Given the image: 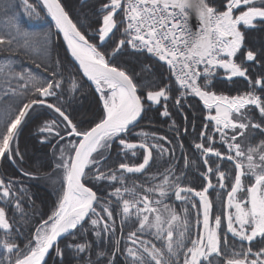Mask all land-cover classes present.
<instances>
[{
	"label": "trees",
	"instance_id": "1",
	"mask_svg": "<svg viewBox=\"0 0 264 264\" xmlns=\"http://www.w3.org/2000/svg\"><path fill=\"white\" fill-rule=\"evenodd\" d=\"M229 1L205 0L218 12H225ZM60 2L86 39L131 77L144 111L126 132L109 134L95 154L82 177L97 192L95 206L60 240L46 264H185L202 233L200 192L219 223L217 249L200 264H264V233L240 237L228 215L238 181L253 183L251 175L241 174L245 158L233 148L264 158V18L238 25L242 41L233 58L242 75L219 69L201 80L207 91L256 99L240 105L235 115L245 128L219 132L202 101L181 88L164 61L131 48L124 0ZM247 7L264 9V0H253L234 14ZM107 81L99 80L105 92ZM104 116L95 85L70 58L39 0H0V210L8 222L7 228L0 226V264H14L30 252L40 229L56 214L64 186L45 181L56 167L57 149ZM50 121L57 131L47 138L44 127ZM124 141L141 142L149 151L124 146ZM150 199L177 216L170 240L146 230L141 216L125 208L127 200L142 204Z\"/></svg>",
	"mask_w": 264,
	"mask_h": 264
},
{
	"label": "rangeland",
	"instance_id": "2",
	"mask_svg": "<svg viewBox=\"0 0 264 264\" xmlns=\"http://www.w3.org/2000/svg\"><path fill=\"white\" fill-rule=\"evenodd\" d=\"M191 1L197 4V8L199 10L198 14L189 10V12L193 15L203 16V14L208 13L207 11L211 10L209 9L210 6L205 2V0ZM251 1L253 0H231V2H233L234 4L233 12L229 13L228 11H226L223 13L225 15L223 17V24L227 25V27L225 28V26L222 24L221 30L223 32L222 34H224L228 41L225 52L230 58L233 57L234 51L240 47L242 41L238 25L240 23L252 25L256 19L264 18V9L255 7H247L239 13L234 14L235 10ZM171 2L174 1L172 0ZM40 4L43 6L41 2ZM180 6L182 7V5ZM98 52L101 54L102 59L107 61L105 56L100 51ZM225 66L227 67L228 72L232 75L243 74V70L237 63L234 65L226 64ZM106 80H108L107 85L109 87V90L107 92L103 91L101 87H99V85H95V89L102 102L105 115L108 113L106 110L107 106L113 107V105H115L116 107L114 106L113 109L117 111L118 108L120 109L126 104H119L121 100L119 92H117L118 82L109 79ZM189 91L196 95L202 101L207 110V116L214 122V125L219 132H223L225 130L231 131L236 127L245 128L246 125L241 121L235 119V115L239 114L240 105H242L243 103L256 101L254 96L251 94H245L242 98L229 97L225 94L207 91L200 86L190 87ZM49 93V89H45L43 91L44 95H48ZM150 97L154 99L156 95L151 93ZM16 123L17 121L13 123L12 128L16 125ZM56 128L57 127L55 122L50 121L49 123H47V125L44 127V130L47 134L46 137L50 138L54 136L53 133L57 131ZM108 135L109 134L104 135L100 138L96 149L90 154L82 177L85 173V170L92 165L95 154L98 151H102V149L105 147ZM79 138H69L63 143V145H60V147L57 149L55 154L56 167L53 170V174L50 177L48 176L47 181L45 182L54 187H57L60 184L64 186L62 194L60 196L58 209L55 216L53 217V220L45 224L40 229L36 243L33 246L32 250L20 257L14 264L26 259L33 252H35V250H39L44 245L49 233L51 232V229L57 221L58 212L65 195L71 157ZM6 141L7 139L5 140L4 145L6 144ZM235 148L233 149L236 151V153L242 154V156L245 158V161L239 164L241 174L247 173L251 175L253 178V183L244 185L241 179L238 181L228 203L231 207V212L230 214H228L229 223L231 230L238 236L244 238H253L258 234L264 233V158H261L262 154H260L259 156L245 154L242 150L239 149V146H237L236 149ZM255 182H257V186L254 191V209L252 211L248 204V192ZM180 192L181 189H178L177 195H179ZM199 199L201 204L200 223L202 226V233L196 236L192 246L189 249L185 264H200V261L202 259L207 258L217 249L219 225L218 220H213L211 205L204 192L199 193ZM154 202V200L150 199L148 201L145 200L142 204H138L137 201L133 202V200H127L125 202V208L129 211H133L134 209V213L141 216L144 223V228L146 230H154L156 232L160 231L162 234L164 233V238H166L165 240H170L173 232V223L177 222V219H175L177 216L172 211L168 210L169 208H167L166 206L155 205ZM0 226L4 228L8 227L5 213L2 210H0Z\"/></svg>",
	"mask_w": 264,
	"mask_h": 264
},
{
	"label": "built area",
	"instance_id": "3",
	"mask_svg": "<svg viewBox=\"0 0 264 264\" xmlns=\"http://www.w3.org/2000/svg\"><path fill=\"white\" fill-rule=\"evenodd\" d=\"M232 8L229 3L228 9ZM209 9L196 16L175 2L124 0L130 45L164 60L183 90L201 87L202 79L227 70L226 64H236L225 52L228 41L221 30L225 15Z\"/></svg>",
	"mask_w": 264,
	"mask_h": 264
},
{
	"label": "water",
	"instance_id": "4",
	"mask_svg": "<svg viewBox=\"0 0 264 264\" xmlns=\"http://www.w3.org/2000/svg\"><path fill=\"white\" fill-rule=\"evenodd\" d=\"M46 1L49 10H47L48 17L52 20L70 58L76 64L82 75L93 84L98 83L99 79L115 80L121 83V85L126 88L130 97L131 106L133 107V114L132 116L125 118L124 116H121V112L119 110L109 114L107 113L102 120L94 124L83 134H80V138L71 157L65 195L62 201L63 203L64 200H66L69 208L60 218L57 219L44 245L38 250L36 257L30 260L20 261L16 264H46L50 254L56 248L60 240L87 220L95 206L98 195L91 186L84 183L82 176H79V167L85 148L98 135L104 136L110 133L121 134L126 132L140 121L144 111L143 100L140 97L137 87L131 77L123 69L110 64L109 61L89 58L82 55L75 47L71 36L88 45H91V43L74 25L60 0ZM180 3L192 12L196 14L199 13V10L196 9L197 4L191 0H181ZM112 30L113 28H111L109 32ZM36 102L38 104H49L44 101ZM26 111L27 109L19 119L18 125L23 120ZM122 144L124 146L141 147L149 151V148L141 142L124 141ZM256 186L257 182L251 186L248 192V204L252 211L254 209V191ZM69 187L72 189V191H79L89 194V200L82 205L71 207V198L70 195L67 194ZM72 218L75 219V222L74 224L70 225ZM234 264L246 263L237 261L234 262Z\"/></svg>",
	"mask_w": 264,
	"mask_h": 264
},
{
	"label": "bare ground",
	"instance_id": "5",
	"mask_svg": "<svg viewBox=\"0 0 264 264\" xmlns=\"http://www.w3.org/2000/svg\"><path fill=\"white\" fill-rule=\"evenodd\" d=\"M166 1H169V0H166ZM40 2L43 4V6L45 7L46 11L48 10V5H47V1L46 0H40ZM171 2V1H170ZM175 3H178L179 5H181V0L179 1H174ZM124 3V2H123ZM229 3H233L231 2V0L229 1ZM228 3V4H229ZM210 6V5H209ZM182 7L186 10L189 11L188 8L184 7L182 5ZM211 7V6H210ZM233 7H234V4H233ZM49 11V10H48ZM226 11H228L229 13L233 12V8L232 9H228V6H227V9ZM225 11V12H226ZM221 13H224V12H221ZM48 14V13H47ZM224 25V24H223ZM71 39L75 45V47L77 48V50L84 56H87L89 58H94V59H102V56L101 54L97 51V49L94 47V45H88L84 42H81L79 41L77 38L71 36ZM131 46V45H130ZM132 48V47H131ZM133 49V48H132ZM152 54V53H151ZM155 55V54H153ZM157 56V55H155ZM159 57V56H157ZM160 58V57H159ZM161 59V58H160ZM162 60V59H161ZM108 61V60H107ZM164 61V60H162ZM165 62V61H164ZM110 63V62H109ZM166 63V62H165ZM111 64V63H110ZM100 80V79H99ZM115 81V80H114ZM117 82V81H116ZM94 85H99V81L98 83H95ZM100 87V86H99ZM117 92H119V96H120V102L119 104L120 105H125L123 107H121L120 109L118 108V110L121 112V116H124L125 118L127 117H130L132 116L133 114V107L131 106V100H130V97L127 93V90L126 88L121 85V83L118 82V87H117ZM118 104V105H119ZM115 105H113V107H110V106H107L106 107V110L109 113H112L114 112L115 110L113 109ZM116 107V106H115ZM119 107V106H117ZM117 109V108H116ZM105 117V116H104ZM103 117V118H104ZM102 120V119H101ZM84 133V132H83ZM82 133V134H83ZM111 134V133H110ZM80 137V136H79ZM102 136L101 135H98L96 136L88 145L87 147L85 148L84 152H83V155H82V158H81V163H80V167H79V176H82L83 174V171H84V168L89 160V157H90V154L92 153V151H94L100 141V138ZM76 147V146H75ZM75 150V149H74ZM73 155V154H72ZM67 194L70 195V198H71V207H74L76 205H82L84 203H86L90 196L89 194H86V193H83V192H79V191H72V189L69 187L68 190H67ZM69 208L66 200H64V202L62 203L61 207H60V210L58 212V218H60L64 212ZM75 222V219H71L70 221V225L74 224ZM38 253V250H35V252H33L30 256H28L26 259L24 260H30V259H33L36 257ZM22 260V261H24Z\"/></svg>",
	"mask_w": 264,
	"mask_h": 264
},
{
	"label": "flooded vegetation",
	"instance_id": "6",
	"mask_svg": "<svg viewBox=\"0 0 264 264\" xmlns=\"http://www.w3.org/2000/svg\"><path fill=\"white\" fill-rule=\"evenodd\" d=\"M111 28L114 29V26H111V27H109V28L107 29V30H108V33H111V32L113 31V30H112L111 32H109Z\"/></svg>",
	"mask_w": 264,
	"mask_h": 264
},
{
	"label": "crops",
	"instance_id": "7",
	"mask_svg": "<svg viewBox=\"0 0 264 264\" xmlns=\"http://www.w3.org/2000/svg\"><path fill=\"white\" fill-rule=\"evenodd\" d=\"M169 1H172V0H169ZM173 1H179V0H173ZM196 9H198L197 6H196ZM224 26H225V28L227 27V25H224Z\"/></svg>",
	"mask_w": 264,
	"mask_h": 264
}]
</instances>
